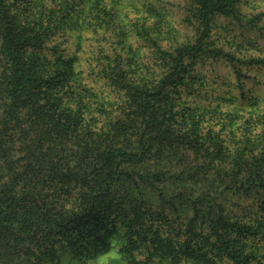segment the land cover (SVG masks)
<instances>
[{
	"label": "trees",
	"instance_id": "1",
	"mask_svg": "<svg viewBox=\"0 0 264 264\" xmlns=\"http://www.w3.org/2000/svg\"><path fill=\"white\" fill-rule=\"evenodd\" d=\"M0 264H264V0H0Z\"/></svg>",
	"mask_w": 264,
	"mask_h": 264
},
{
	"label": "rangeland",
	"instance_id": "2",
	"mask_svg": "<svg viewBox=\"0 0 264 264\" xmlns=\"http://www.w3.org/2000/svg\"><path fill=\"white\" fill-rule=\"evenodd\" d=\"M226 89H228V87H225V85L221 88L219 83H216L213 88H207L206 92H212V90L214 91L218 90V94H219V93H223V91H225ZM101 259H108V257L105 256V257H102Z\"/></svg>",
	"mask_w": 264,
	"mask_h": 264
}]
</instances>
